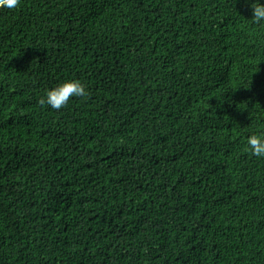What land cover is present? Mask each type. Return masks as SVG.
<instances>
[{
    "label": "trees",
    "instance_id": "trees-1",
    "mask_svg": "<svg viewBox=\"0 0 264 264\" xmlns=\"http://www.w3.org/2000/svg\"><path fill=\"white\" fill-rule=\"evenodd\" d=\"M251 3L0 8V264H264ZM68 79L88 95L39 104Z\"/></svg>",
    "mask_w": 264,
    "mask_h": 264
},
{
    "label": "clouds",
    "instance_id": "clouds-1",
    "mask_svg": "<svg viewBox=\"0 0 264 264\" xmlns=\"http://www.w3.org/2000/svg\"><path fill=\"white\" fill-rule=\"evenodd\" d=\"M20 0H0V8L16 9ZM252 18L255 24L264 22V2L252 0L250 5ZM88 95L85 85L79 79H68L48 90L45 96L39 99L41 106H50L60 110L68 105L73 97H85ZM248 150L257 157H264V131L260 134H252L247 138Z\"/></svg>",
    "mask_w": 264,
    "mask_h": 264
}]
</instances>
